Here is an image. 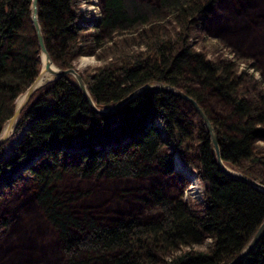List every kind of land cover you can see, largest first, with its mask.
Masks as SVG:
<instances>
[{"label": "trees", "instance_id": "16d2710c", "mask_svg": "<svg viewBox=\"0 0 264 264\" xmlns=\"http://www.w3.org/2000/svg\"><path fill=\"white\" fill-rule=\"evenodd\" d=\"M248 1L241 8L245 15L254 9L264 17V0ZM78 4L36 0V18L58 67H72L74 56L99 50L102 62L81 74L96 107L105 108L145 83L177 87L211 123L222 162L264 184V149L256 144L264 141L263 79L254 77L253 61L237 68L232 54L208 57L196 45L208 17L222 7L219 0H100L89 31L78 21ZM234 18L232 38L243 41L249 24ZM255 45L263 47L264 37ZM40 59L30 0H0V132L15 98L37 75ZM189 125L180 98L170 92H142L100 114L90 109L69 74L58 76L32 90L0 143V194L16 182L31 188L63 264H223L263 218L264 193L218 168L200 121L194 149L201 201L192 208L170 197L158 177L172 173V150L187 148ZM12 137L17 141L8 151L4 146ZM66 176L82 186L85 180L105 179L108 189L61 187ZM114 186L120 188L112 201L139 211L104 216L76 208L87 195L89 202L101 203ZM8 223L0 217V226ZM25 224L31 227V220ZM233 264H264V230Z\"/></svg>", "mask_w": 264, "mask_h": 264}, {"label": "rangeland", "instance_id": "374dc122", "mask_svg": "<svg viewBox=\"0 0 264 264\" xmlns=\"http://www.w3.org/2000/svg\"><path fill=\"white\" fill-rule=\"evenodd\" d=\"M219 1L223 4L222 7L217 10L215 16L211 14L208 17V20L201 29V34L204 37L198 40L196 45L198 48H201L208 57L218 56L219 54L230 56V54H232V58L235 57L236 63L238 64L236 66L237 68L242 64L253 61L255 64L254 77H261L264 82V46L255 45V43L260 44V39L264 37V17H257L254 15L256 13L254 9L248 12L249 14L253 13V15H245L241 8L243 7V2L245 7L250 5L248 0H242L241 4H239L237 0ZM99 2L100 0H79L78 11H80V19H78V21L81 24V28L84 30H91V27H88L92 22L91 20L99 16ZM236 10H238V12H236ZM235 16H238L240 22H247L249 24H247L248 31L245 32L249 33V36L243 41L239 39L236 41L232 38L234 33H236L235 30H237L233 28L234 26L232 25L233 20L236 21L234 18ZM250 18H252V20ZM236 24H238V22H236ZM98 52L99 50H95V53L74 56L72 67H74L80 75L92 70L104 59L101 57L102 55L97 54ZM97 55H100L99 59ZM52 63L56 65L53 61ZM247 69L250 70V68ZM50 78H53V76ZM21 95L22 93H20L17 98L21 97ZM180 106L186 120L189 121L191 138L189 137L186 142L187 148L181 152L172 150V173L163 178L158 177V180L161 182L162 187L167 189L166 191L170 197H178L188 204V206L196 208L201 201L203 192V185L196 176L197 161L195 159L194 149L198 141V125L201 119L188 101L180 98ZM15 122H12L10 132L2 141L8 139ZM4 124L5 122L3 125ZM16 141L17 137H12L4 147L8 151H11ZM256 144L262 150L264 149V141L258 140ZM176 157L192 171L194 176L193 182L190 179L191 175H188L178 168L176 169V167L174 168ZM178 174L183 177L182 181L178 179ZM67 177L68 176L65 177V180H67ZM72 180L75 179L69 177L67 184H62L61 182V187L63 185V187L66 186L76 189L80 187L90 190L95 189L97 190L95 193L100 191V189H102V191L108 189L104 187V182H107L105 179L92 178L89 179V181L85 180L86 182L82 180V182L85 183L83 186L77 182L74 184L77 180ZM119 188L120 186L113 188L111 192L107 193L108 195L106 198L103 197L101 203L97 204L89 202L91 195H87L76 201V208L80 210L81 207L85 206L90 208V210L97 215L104 213V216H107L108 212H122L123 209L126 211V208L136 212L139 211L138 206L132 207L128 202V205L123 208L112 201L115 192L119 190ZM3 190L4 192L0 194V217L9 219V223L7 226H0V264H63L62 252L55 238V233L48 224H46L45 219L38 211L34 203L31 188H29L26 183L16 182L13 188L5 187ZM106 202H108V204L104 205ZM27 220H31V227L25 224ZM26 227L28 228L27 231ZM25 241L27 244H25Z\"/></svg>", "mask_w": 264, "mask_h": 264}, {"label": "water", "instance_id": "95a60500", "mask_svg": "<svg viewBox=\"0 0 264 264\" xmlns=\"http://www.w3.org/2000/svg\"><path fill=\"white\" fill-rule=\"evenodd\" d=\"M30 20L34 26L35 35H36L37 43L39 46V52H44V55H45L44 60L45 61L43 63L41 62L40 53H39V59H40V64H41L39 71H38L37 75L33 78L32 82L22 92L21 100L18 103H16V98H15L13 112L6 119L5 122L10 123V122L16 121L21 107L27 102L29 95L32 92V90H34L36 87L40 86L41 84H43L46 81L52 80L58 76L66 75V74H69L70 76H72L74 83L76 84L77 88L81 92L84 100L86 101V103L88 104L90 109L93 110L94 112H97L100 114H105V113H108V112L116 109L118 106H120L128 98L135 96V95L142 93V92L154 91V90H161V91L170 92L172 94L177 95L179 98H182V99L188 101L192 105V107L194 108L195 112L198 114L199 118L201 119L202 124L205 127V130L207 132L210 144L212 145L214 158H215V161L218 165V168L224 174L230 176L231 178L240 180V181L244 182L245 184L251 186L252 188L264 193V184L263 183H261L258 180H255L249 176H246L237 170L229 168L228 166H226L222 162L220 155H219L218 145L216 142V133L214 131V128L212 127L211 123L209 122V120L207 119L205 114L202 112L201 108L198 106L196 101L194 99H192L190 96L185 94L183 91H181L177 87L171 86L169 84L158 83V82L145 83V84H141L138 87L134 88L133 90L128 92L125 96L119 98L114 103H112L111 105H109L105 108L96 107L94 105V103L92 102L90 96H89V93L86 89V86H85L83 79L81 78L80 73L74 67H71V66L58 67L52 63L44 45H43V42H42L39 24H38L37 18H36V0H30ZM50 63L53 64L54 68H50V66H49ZM43 72H48V73L53 74V78H49V79H47L41 83L36 84L39 74L43 73ZM7 135L1 134L0 135V142ZM263 230H264V216L261 219V221L258 223V225L255 228V230L253 231V233L250 235V237L248 238V240L246 241L244 246L236 254H234V256L230 260L226 261L223 264H233L234 262L239 260L248 251V249L252 246V244L256 241V239L260 236V234L262 233Z\"/></svg>", "mask_w": 264, "mask_h": 264}, {"label": "bare ground", "instance_id": "6f19581e", "mask_svg": "<svg viewBox=\"0 0 264 264\" xmlns=\"http://www.w3.org/2000/svg\"><path fill=\"white\" fill-rule=\"evenodd\" d=\"M44 52H40V58H41V62L43 63L45 60H44ZM50 68H54V66H53V64L52 63H50ZM53 76V74H51V73H48V72H43V73H40L39 74V76H38V80H37V82H36V84H38V83H41V82H43L44 80H46V79H49L50 77H52ZM20 98L21 97H19V98H16L17 99V101H16V103L20 100ZM11 126H12V122H10V123H7V122H5V124L3 125V127H2V129H1V132H0V135L1 134H3V135H7L9 132H10V130H11ZM178 157H176L175 158V167H176V169L178 168V169H180V170H182V171H184V172H186L188 175H191L190 176V179H191V181L193 182L194 181V176H193V173H192V171L188 168V167H186L180 160H179V158L177 159ZM180 170H178V171H180ZM196 185V184H195ZM191 186V185H190ZM192 187V186H191ZM244 256V255H243ZM242 258V257H241Z\"/></svg>", "mask_w": 264, "mask_h": 264}]
</instances>
